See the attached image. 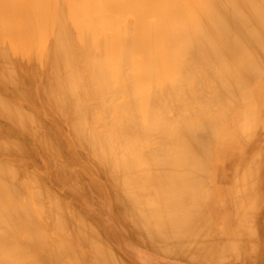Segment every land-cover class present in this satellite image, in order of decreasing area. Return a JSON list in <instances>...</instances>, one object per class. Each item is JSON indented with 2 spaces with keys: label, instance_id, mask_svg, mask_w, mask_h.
<instances>
[{
  "label": "bare ground",
  "instance_id": "bare-ground-1",
  "mask_svg": "<svg viewBox=\"0 0 264 264\" xmlns=\"http://www.w3.org/2000/svg\"><path fill=\"white\" fill-rule=\"evenodd\" d=\"M227 185L261 208L264 0H0V264H216Z\"/></svg>",
  "mask_w": 264,
  "mask_h": 264
},
{
  "label": "rangeland",
  "instance_id": "rangeland-1",
  "mask_svg": "<svg viewBox=\"0 0 264 264\" xmlns=\"http://www.w3.org/2000/svg\"><path fill=\"white\" fill-rule=\"evenodd\" d=\"M230 187L234 186L227 185L226 187L221 188L220 194H223V199L221 200L219 210L222 211V205H224V210L225 204L229 207L225 211L226 215L221 218L223 220V223L221 220V225H219V229L222 231V234L219 235V242L217 241L216 247L213 245L212 242H210L213 238L212 233L209 232L210 234L208 233L206 235V238H210V243L207 244H211L212 246H214L213 248H210V253L212 249V252L215 251L214 253H211L212 256L215 255L216 252V255H223L219 262L217 259L216 264H264V200L261 202V208L253 211L251 210V205L255 203V201L249 200L245 198L244 195L239 193L235 194L233 192L234 195L231 194ZM216 188L218 187L216 186ZM236 197L238 198V200ZM239 209H245L248 214L252 212L256 213V221L254 222V219H247V217L241 215L239 213ZM255 227L257 228V232ZM223 230H226V232L224 233ZM253 235H255L254 237L257 239L256 242L254 241L255 239ZM218 246H221V249L217 248ZM203 250L204 248L201 251ZM260 250H263V253ZM211 259L214 260L213 257ZM213 260H210L209 263H206L215 264V261L212 262Z\"/></svg>",
  "mask_w": 264,
  "mask_h": 264
}]
</instances>
